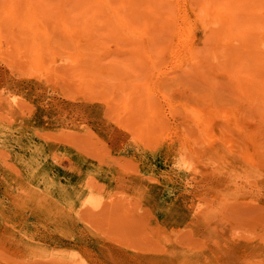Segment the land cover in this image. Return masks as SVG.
<instances>
[{
  "label": "rangeland",
  "instance_id": "rangeland-1",
  "mask_svg": "<svg viewBox=\"0 0 264 264\" xmlns=\"http://www.w3.org/2000/svg\"><path fill=\"white\" fill-rule=\"evenodd\" d=\"M45 1L0 0V88L13 86L35 98L31 109L42 105L54 115L83 121L90 136L78 149L40 129L47 121L40 113L29 109L15 119L0 114V139L12 144V153H0V264H264V2L108 0L113 3L108 6L107 0H68L69 6L67 0ZM244 11L251 18L243 17ZM46 45L52 52H44ZM33 153L43 154L45 165L30 177L22 160ZM144 160L168 173L185 170L186 187L194 191L218 185L217 168L243 176L242 203L216 211L223 218L232 213L223 231L203 237L201 225H182L176 232L174 222L166 236L158 215L140 197L110 192L118 183H130L149 197L158 193L159 174L137 171ZM36 177H44L42 184L62 200L54 212L25 203ZM96 180L100 186L91 182L101 197L96 209L75 205L66 193L70 187L77 188L75 194L86 190L84 184ZM19 190L22 198L16 201L13 193ZM174 201L188 208L186 199ZM173 235L180 251L169 244Z\"/></svg>",
  "mask_w": 264,
  "mask_h": 264
},
{
  "label": "bare ground",
  "instance_id": "bare-ground-1",
  "mask_svg": "<svg viewBox=\"0 0 264 264\" xmlns=\"http://www.w3.org/2000/svg\"><path fill=\"white\" fill-rule=\"evenodd\" d=\"M17 1V0H16ZM29 1V0H28ZM43 1H45V0H43ZM58 1V0H57ZM62 1V0H61ZM66 1V0H65ZM70 1V0H69ZM68 0H67V2L66 3H69V6H70V2H69ZM77 1H80V0H77ZM84 1V0H83ZM89 1V0H88ZM87 1V2H88ZM94 1H96V0H94ZM94 1L92 2V3H94ZM103 1V0H102ZM102 1H100V2H102ZM110 1V0H109ZM112 2H113V0H111ZM126 1V0H125ZM222 1H224V0H222ZM225 1H227V2H230V1H232V0H225ZM235 1V0H234ZM242 1V0H241ZM247 1H250V0H247ZM263 2H264V0H262ZM18 2H20V1H18ZM37 2V1H36ZM45 2H47V1H45ZM54 2V1H53ZM52 2V3H53ZM60 2V1H59ZM71 2H72V0H71ZM97 2H98V0H97ZM111 2V3H112ZM128 2V1H127ZM244 2H245V0H244ZM255 1L253 0V3H254ZM258 2H260V0L258 1ZM257 2V3H258ZM11 3H14V2H11ZM25 3V2H24ZM29 3V2H28ZM35 3V2H34ZM49 3V2H48ZM50 3H51V1H50ZM80 3V2H79ZM91 3V4H92ZM106 3V2H105ZM111 3H108V0H107V4H108V6H109V4H111ZM130 3V2H129ZM232 3V2H231ZM30 4V3H29ZM31 4H33L32 2H31ZM30 4V5H31ZM36 4H38V2L36 3ZM44 3H42V5H43ZM57 4H59V3H57ZM56 4V2H55V5H57ZM60 4H62V3H60ZM64 4V3H63ZM74 4H75V2H74ZM77 4V3H76ZM75 4V5H76ZM82 4V3H81ZM81 4H80V6H81ZM86 3H83V7H84V5H85ZM95 4H96V2H95ZM98 4V3H97ZM113 4V3H112ZM249 4V3H248ZM261 4H263V3H261ZM13 5V4H12ZM16 6H18L17 4H15ZM42 5H40V7L42 6ZM54 5V4H53ZM94 5V4H93ZM101 5H102V3H101ZM127 6L129 5V4H126ZM255 5V4H254ZM35 6V5H34ZM33 6V7H34ZM37 6V5H36ZM50 6V5H49ZM59 6V5H58ZM87 6H88V4L86 5V7L85 8H87ZM95 6H98V5H95ZM99 6H100V4H99ZM99 6H98V8H99ZM102 6H104V4L102 5ZM107 6V5H106ZM107 6V7H108ZM230 6H231V4H230ZM229 6V7H230ZM21 7H23V6H21ZM21 7L19 8V11L21 12L23 9H21ZM28 7V6H27ZM40 7H38V8H40ZM64 7V6H63ZM67 7H68V5H67ZM76 7H77V5H76ZM78 7H79V5H78ZM107 7L105 8V6L104 7H101V8H105V9H107ZM132 8L131 9H133V6H131ZM228 7V6H227ZM259 7V10H260V6H258ZM18 8V7H17ZM25 8V10H27V8L26 7H24ZM44 8H47L45 5H44ZM43 8V9H44ZM60 8V7H59ZM62 8V7H61ZM66 8V7H65ZM73 8H75L74 6H73ZM89 8L91 9L92 7L91 6H88V12H89ZM94 8H96V7H94ZM93 8V9H94ZM110 8V7H109ZM108 8V10H110L111 11V8L109 9ZM241 8H243V7H241ZM263 8H264V4H263V6H262V8H261V10H263ZM31 9V8H30ZM33 9V8H32ZM49 8H47V10H48ZM81 9V8H80ZM93 9H92V11H93ZM247 9V8H246ZM256 9H258L257 7H256ZM16 10V9H15ZM14 10V12H19V11H15ZM34 10V9H33ZM36 10V9H35ZM34 10V11H35ZM42 10V9H41ZM44 10H46V9H44ZM59 10H61V9H59ZM65 10V9H64ZM85 10V9H84ZM108 10H107V12H108ZM129 10H130V6H129ZM247 10H249V9H247ZM246 10V11H247ZM252 10V9H251ZM251 10H249V12H253V10L251 11ZM261 10H260V12H261ZM24 11V10H23ZM28 11V10H27ZM27 11H26V13H27ZM49 11V10H48ZM47 11V12H48ZM58 11V10H57ZM75 11V10H74ZM86 11V12H87ZM19 12V13H20ZM29 12V11H28ZM31 12V11H30ZM36 12H40V11H36ZM43 12V11H42ZM59 13H60V11H58ZM69 12V11H68ZM85 12V13H86ZM245 12V11H244ZM244 12H241V14L243 13L244 14ZM249 12H245V14L243 15V17H246L248 14L247 13H249ZM22 13V12H21ZM24 14H25V12H23ZM34 13V12H33ZM62 13V12H61ZM66 13V12H65ZM74 13V12H73ZM80 13V12H79ZM81 13H83V12H81ZM80 13V14H81ZM117 13V12H116ZM115 13V14H116ZM254 13H256V14H258L259 12H254ZM29 14V13H28ZM37 14V13H36ZM38 14H40V13H38ZM54 14H55V12H54ZM53 14V15H54ZM64 14V13H63ZM78 14V13H77ZM236 15H238L237 13H235ZM234 14V15H235ZM22 15V14H21ZM44 15V14H43ZM42 15V16H43ZM49 15H50V13H49ZM48 15V16H49ZM57 15H59L58 13H57ZM66 15H68L67 13H66ZM82 16H84V15H88V14H81ZM90 15V14H89ZM88 15V16H89ZM234 15H230L229 16V19L231 18V19H233V17H234ZM246 15V16H245ZM249 15H250V13H249ZM248 15V16H249ZM251 15H253V14H251ZM250 15V16H251ZM259 15V14H258ZM257 15V16H258ZM20 16V15H19ZM30 16V15H29ZM33 16V15H32ZM31 16V17H32ZM60 16V15H59ZM62 16V15H61ZM70 17H72L71 16V13H70V15H69ZM74 16H75V14H74ZM81 16V17H82ZM128 16V15H127ZM239 17L240 16H242V15H238ZM247 16V18H251L250 16L248 17ZM261 16H263V13L261 14ZM261 16H260V18H261ZM25 17H26V15H25ZM25 17H24V19H25ZM37 17V16H36ZM47 17V16H46ZM236 17V16H235ZM259 17V16H258ZM19 18H21L22 19V17L20 16ZM30 18V17H29ZM43 18V17H42ZM56 18V17H55ZM84 18V17H83ZM86 18V17H85ZM87 18H90V17H87ZM93 18V17H92ZM246 18V19H247ZM262 18H264V17H262ZM27 20H28V18H26ZM32 19V18H31ZM31 19H29L30 21H32ZM37 19H38V21H40V16H38L37 17ZM47 19V18H46ZM49 19V18H48ZM59 19V18H58ZM72 19V18H71ZM74 19H76V18H74ZM29 20H28V22H29ZM53 20H55V19H53ZM63 20H66V19H63ZM78 20V19H77ZM91 20V19H90ZM235 20H237V18L235 19ZM261 20V19H260ZM48 21H50V20H48ZM68 20H66V22H67ZM79 22L81 21V19H79L78 20ZM85 22H87V20L85 19L84 20ZM231 21V20H230ZM238 21H239V19H238ZM237 21V22H238ZM19 22H22V21H19ZM45 22H46V20H45ZM51 22V21H50ZM56 22V21H55ZM55 22L53 23L52 22V24L54 25L55 24ZM65 22V21H64ZM69 22H71V20H69ZM69 22H67V23H69ZM75 22H76V20H75ZM92 22V21H91ZM237 22H235V24H237ZM262 22H264V20H262L261 21V26L263 27V25L264 24H262ZM33 24H35L34 23V21L32 22ZM62 23H63V21H62ZM77 23V22H76ZM81 23H83V21L81 22ZM81 23H79V26H80V24ZM89 23V22H88ZM228 23V22H227ZM238 23H241V20H240V22H238ZM32 24V25H33ZM42 24V23H41ZM49 24V23H48ZM57 24H58V22H57ZM78 24V23H77ZM91 24V23H90ZM22 25V24H21ZM20 25V26H21ZM30 26V24L28 23L27 24V26ZM50 26H52L51 24H49ZM84 25H85V23H84ZM87 25V24H86ZM27 27V28H30V27ZM44 26H45V24H44ZM48 26V25H47ZM59 26L60 25H58V29H59ZM65 26V25H64ZM78 26V25H77ZM79 26H78V28H79ZM81 26H83V24H81ZM235 27H237V25H234ZM238 26H240L239 24H238ZM243 26V25H242ZM242 26H241V28H242ZM260 26V25H259ZM38 27H40V26H38ZM66 27H68V26H66ZM74 27V24L72 25V27L71 28H73ZM84 27V26H83ZM82 27V28H83ZM100 27V26H99ZM98 27V28H99ZM231 27V26H230ZM258 27V26H257ZM256 27V28H257ZM22 28V27H21ZM62 28V27H61ZM81 28V29H82ZM88 28V27H87ZM98 28H97V32L100 30H98ZM227 28V27H226ZM234 28V27H233ZM243 28H245L244 26H243ZM264 28V27H263ZM262 28V29H263ZM26 29V28H25ZM37 29V27L35 26V30ZM51 29H54V28H51ZM51 29L49 30L50 32H49V34H52V31H51ZM66 29V28H65ZM70 29V28H69ZM90 29H92V27L90 28ZM94 29V28H93ZM227 29H229V27L227 28ZM237 29V28H236ZM239 29V28H238ZM237 29V30H238ZM247 29V28H246ZM245 29V30H246ZM261 29V30H262ZM31 30H32V28H31ZM30 30V31H31ZM64 30V29H63ZM74 31V29H71V31ZM87 31H88V29H86ZM240 30V29H239ZM241 30H243V29H241ZM257 29H255V31H256ZM259 30V29H258ZM260 30V31H261ZM33 31V30H32ZM37 31V30H36ZM36 31L34 32V33H36ZM54 31V30H53ZM68 31V30H67ZM67 31H64V32H66V34L68 33ZM72 31V32H73ZM81 31V30H80ZM247 31V30H246ZM251 31H253V30H249L248 32L249 33H251ZM254 31V32H255ZM20 32V31H19ZM21 32H23V31H21ZM38 32V31H37ZM42 33H43V31H41ZM55 32L57 33L58 32V30L56 31L55 30ZM83 32V31H82ZM86 32V31H85ZM84 32V33H85ZM96 32V33H97ZM236 32H238V31H236ZM240 32V31H239ZM238 32V33H239ZM243 32H244V30H243ZM253 32V33H254ZM29 33V32H28ZM33 33V34H34ZM59 33H63V32H59ZM99 33V32H98ZM242 33V32H241ZM256 33V32H255ZM261 33V32H260ZM259 33V34H260ZM25 34H27V33H25ZM44 34V33H43ZM46 34V33H45ZM48 34V35H49ZM72 34V33H71ZM244 35H245V32L243 33ZM263 34H264V32L261 34L262 36H263ZM31 35V34H30ZM36 35V34H35ZM47 35V34H46ZM47 35V36H48ZM53 35H55V37L57 36L56 34H53ZM238 35H240V34H237V39L239 38V36ZM247 35H249V34H247ZM24 36V35H23ZM33 36V35H32ZM37 36V35H36ZM43 36V35H42ZM51 36V35H50ZM62 36V35H61ZM61 36H60V38H61ZM84 36V35H83ZM90 36L92 37V34H90ZM99 36V35H98ZM43 37H46V36H43ZM65 37V36H64ZM69 37V36H68ZM71 37V36H70ZM82 37V36H81ZM86 37V36H85ZM97 37V36H96ZM35 38V37H34ZM50 38V37H49ZM59 38V37H58ZM59 38V40H57V41H61V39H63V38H61L60 39ZM74 38V37H73ZM19 39H21V38H19ZM47 39H48V37H47ZM57 39V38H56ZM65 39V38H64ZM90 39V38H89ZM88 39V40H89ZM95 39V38H94ZM236 39V40H237ZM240 39H241V37H240ZM244 38H242V40H243ZM30 40V39H29ZM34 40V39H33ZM32 40V41H33ZM43 41L44 40H46V39H42ZM49 40V39H48ZM66 40V39H65ZM78 40V39H77ZM15 41V40H14ZM18 41V40H17ZM21 41V40H20ZM23 41H24V39H23ZM32 41H31V43H32ZM51 41H52V39H51ZM64 41V40H63ZM71 41V40H70ZM70 41H68V43L70 42ZM241 41V40H240ZM29 42V41H28ZM38 42V41H37ZM45 42V41H44ZM53 42V41H52ZM73 42V41H72ZM234 42V41H233ZM236 42H238V40L236 41ZM42 43V42H41ZM40 43V44H41ZM46 43H48V42H46ZM45 43V44H46ZM55 43H57V42H55ZM60 44H61V42H59ZM63 43V42H62ZM64 43H66V42H64ZM71 43V42H70ZM22 44V43H21ZM34 44H37V43H34ZM33 44V45H34ZM44 44V45H45ZM49 44H51V43H49ZM54 44V43H53ZM237 44V43H236ZM13 45V44H12ZM31 45V44H30ZM44 45H42L41 46V48H43V46ZM64 45V44H63ZM62 45V46H63ZM16 46V45H15ZM25 46V45H24ZM32 46V45H31ZM35 46V45H34ZM47 46V45H46ZM16 47H19V46H16ZM28 47V46H27ZM26 47V48H27ZM30 47V46H29ZM57 47H58V45H57ZM13 48H14V46H13ZM33 48V47H32ZM46 47H44V49H45ZM56 48V47H55ZM23 49V48H22ZM13 50V52H16V51H14V50H16V49H12ZM20 50V49H19ZM32 50V49H31ZM46 50L50 53V52H52V51H49V46H47V49H45L44 50V52H46ZM22 51V50H21ZM34 51V50H33ZM18 52V51H17ZM22 52H24V51H22ZM36 52H37V50H36ZM28 53H30V52H28ZM16 54V53H15ZM20 54V53H19ZM22 54V53H21ZM233 54H235V53H233ZM26 55V54H25ZM32 55V54H31ZM14 56V55H13ZM19 56V55H18ZM23 56V55H22ZM29 56V55H28ZM234 56V55H233ZM45 57V56H44ZM90 57V56H89ZM93 57H94V55H93ZM93 57H91V58H93ZM24 58H26V56L24 57ZM31 58V57H30ZM87 58V57H86ZM91 58H89V59H91ZM89 59L87 60V61H89ZM230 59V58H229ZM94 59H91V61H93ZM96 60V59H95ZM21 61V60H20ZM17 62V61H16ZM96 62V64H97V61H95ZM112 62H114V61H112ZM15 63V62H14ZM233 63H235V62H233ZM112 64H114V63H112ZM111 64V65H112ZM71 66V65H70ZM93 66V65H92ZM108 67H109V65H107ZM115 66V65H114ZM233 66V65H232ZM236 66V65H235ZM94 67V66H93ZM110 67H112V66H110ZM116 67V66H115ZM95 68V67H94ZM116 68H118V67H116ZM233 68V67H232ZM235 68V67H234ZM233 68V69H234ZM115 69V68H114ZM232 69V70H233ZM236 70H237V73L239 74L240 72H239V69H237V66H236V68H235ZM116 70V69H115ZM233 72V71H232ZM232 72H231V74H232ZM236 71L234 70V73H235ZM241 75V74H240ZM2 74H0V79L2 78ZM230 76H232L233 77V75H230ZM237 76V77H236ZM238 76L239 75H235L233 78L232 77H230V79L232 78V79H235V78H238ZM240 78V77H239ZM238 78V79H239ZM236 80V79H235ZM237 81V80H236ZM233 82H235V81H233ZM239 82V81H238ZM8 83V82H7ZM231 84H232V82H230ZM230 83H228L229 85H230ZM241 83V82H240ZM238 84V83H237ZM233 85V84H232ZM231 86V85H230ZM234 86V85H233ZM241 86V85H240ZM228 88H229V86H228ZM232 88V87H231ZM236 89H239L240 87L238 86V88L237 87H235ZM230 89V88H229ZM228 89V90H229ZM233 89H234V87H233ZM251 89H253V88H251ZM232 90V89H231ZM235 90V89H234ZM233 91V90H232ZM233 92H235V91H233ZM230 93V92H229ZM34 100H35V98H33V97H29V96H27V94H24V93H21V92H18L17 91V88H15V87H9V86H7V87H5L3 84L1 85V88H0V114H1V116H2V114L4 115V116H6V117H8V118H11V119H15V118H18V117H21V116H23V115H26V111H30V110H32L33 112H35V113H40L41 115H43L44 117H47V121H43V122H41L40 123V125H41V127H40V129H43V131H45L46 132V134H49V135H52V136H54V137H56V138H58V139H60V140H63V139H65L64 141H66V142H68V143H70L71 145H73V147H75L76 145H78V146H80L79 144H81V143H79V142H83V141H85L84 139H85V137L86 138H88L89 136H90V133L88 134L87 133V135H86V130L88 129V127L85 125V123H83V121H80V120H78V119H73L71 116H68V115H54L53 113H49V112H47L46 110H43V106L42 105H37L36 107L33 105V109H31V107L29 108V102H31V103H33L34 102ZM34 104V103H33ZM263 107V106H262ZM261 108V107H260ZM30 109V110H29ZM262 109V108H261ZM262 111L264 112V109H262ZM85 134V135H84ZM84 136V137H83ZM251 137H253V135H251ZM55 138V139H56ZM84 144V143H83ZM107 145V144H106ZM10 146L12 147V144L11 143H9V141L8 140H3V139H0V153H12L11 151H10ZM85 146V145H84ZM77 147V146H76ZM80 147H82V146H80ZM78 148V147H77ZM79 149V148H78ZM84 149V148H83ZM82 149V150H83ZM85 149H86V147H85ZM96 149V148H95ZM85 152H87L86 150H84ZM41 157V161L39 162V160H40V157ZM44 155L43 154H36V153H33V154H30V155H28V156H26V157H24V159L22 160V162L24 163L23 164V168L26 170V171H28V174H29V176L30 177H33V176H35L36 175V173L38 172V171H41V172H43L44 170H42V166H44L45 165V161L43 160L44 158ZM124 158H126V157H124ZM140 163H142V167H137V168H139V170H137L138 171V173H143L144 175H147V176H149V177H151V176H156L157 174H159V176H160V178L162 179V182H163V188L162 189H160V190H158V193L156 192V193H154L152 196H148V195H145V194H143V190L142 189H140V188H138V187H136V186H134L133 184L132 185H130V183H118V184H116V186H114V187H112L111 189H110V192L111 193H129L130 192V194H132V195H136L137 197H140V198H138L139 199V201H140V203L141 202H143V204H146V206L150 209V211H152V213H153V211H154V215L156 214V215H158V217H157V219L159 218L160 220H159V222L157 223L161 228V230L162 231H164V233H167L166 234V236L168 235V228H170V223H174L175 222V224H177L178 223V225L177 226H179V227H177L176 229H172L171 231H176L177 232V230H179V229H181V227H182V225H191V226H195V225H201L203 228H204V230L202 231V233H203V237L205 236V237H208V236H211V234L214 232V231H217V230H221V231H223L220 227H221V225H225L226 226V224H229V223H227V221L225 220V218H226V216L230 219L231 217H229L230 215H232V213L229 215L228 214V212L229 211H231L232 209H230V208H232V207H237V205L239 204V206H240V203H242V199L244 198V196H242L243 195V193H244V185L242 184V182H243V176L242 177H230V176H228L225 172H222V169H220V168H217V170L215 171V173H216V178H218L219 177V179H220V182H219V184L218 185H214L213 186V188L210 190V189H203V190H195L194 191V189H190V188H187L186 187V185H188V182H187V180H186V175H185V173H186V171L185 170H183V169H181V170H179V171H176V170H172V172H169L168 173V171H167V169H159L160 168V166H153V164H152V162L151 161H147V160H144V162H140ZM131 164V163H130ZM13 168V167H12ZM16 168V167H15ZM14 169V168H13ZM214 169H215V167H214ZM44 179V177H40V178H31V184H32V188L30 189V194L28 195V196H25V203H27V201H30L31 202V204L32 205H34V207H39V208H41V209H43V210H49V211H52V212H54V210H56V208H53L54 206H57V207H59L60 206V204H59V201H62V200H60L56 195H55V191H53V189H52V186H50L49 184H42V180ZM196 181V180H195ZM91 182H95L96 183V185L97 186H100V182L99 181H89V182H87V183H85L84 184V188L85 187H87V189L86 190H84V189H82L80 192H78V193H76L75 194V192L77 191V188H75V189H73V187H70L71 189H69V188H67V190H66V193L69 195V197L71 198V199H73V201L75 202V205H78V206H80V207H87V208H90V209H96L97 207H100V204H101V197H99L98 196V192H97V190L95 189V187H94V185H93V183H91ZM87 184V186H85ZM76 187H78V186H76ZM88 187H90L91 188V190L90 189H88ZM218 191H219V193H218ZM20 190L19 191H17V192H15V193H13L14 195H13V197L14 198H17L16 199V201H18V197L20 196ZM26 192L28 193V187H27V189H26ZM22 193V192H21ZM174 195H176V196H174ZM148 196V197H147ZM142 197H147V198H143V200L141 199ZM20 198H22L21 196H20ZM124 198V197H123ZM122 198V200H124ZM186 199L187 200V206H188V208H185V207H181L178 203L179 202H176V201H174L175 199ZM66 201V200H65ZM161 201H163V204H160V205H157L158 203H160ZM165 201V202H164ZM119 202H121V201H119ZM118 202V203H119ZM113 203V202H112ZM123 203H125V202H123ZM29 204V203H28ZM204 204H206V205H204ZM247 204V202L245 203V205ZM252 204H254L256 207L258 206V204H255L254 203V200H253V203ZM119 205H121V204H119ZM142 205V204H141ZM253 205V206H254ZM103 206V205H102ZM101 206V209L103 208ZM124 206V205H123ZM174 207V210L173 211H170V210H172V209H170L171 207ZM252 206V205H251ZM114 207V206H113ZM259 207V206H258ZM107 208V207H106ZM185 208V209H184ZM227 208H229L228 210H227ZM239 208V207H238ZM241 208V207H240ZM243 208H244V206H243ZM247 209L249 208V207H246ZM245 208V209H246ZM250 208H254L255 209V207H250ZM104 209V208H103ZM219 209H224V210H227V211H225V212H227V215H225V218H223V217H221L220 216V213L218 214V213H216V211L217 210H219ZM253 209V211H255ZM95 211H97V210H95ZM94 211V212H95ZM117 211V210H116ZM128 212H129V210H128ZM219 212H221L220 210H219ZM244 212V211H243ZM238 213V212H237ZM248 213V212H247ZM57 214V213H56ZM62 214V213H61ZM133 215L132 216H134V213H132ZM223 214V213H222ZM221 214V215H222ZM226 214V213H225ZM240 214V213H239ZM238 214V215H239ZM242 214V213H241ZM240 214V215H241ZM245 214V213H244ZM243 214V215H244ZM253 214H255L256 215V213H253ZM62 215H64V214H62ZM96 215H98V214H96ZM104 215V214H103ZM123 215V214H122ZM128 215H129V213H128ZM153 215V216H154ZM248 214H246V215H244L245 217L247 216ZM257 215H258V213H257ZM142 216V215H141ZM223 216V215H222ZM249 216V215H248ZM254 216V215H253ZM129 217V216H128ZM125 218V217H124ZM136 218V217H135ZM134 218V219H135ZM227 218V219H228ZM56 219H57V217H56ZM129 220H130V218H128ZM143 219H145L144 217H143ZM131 221V220H130ZM229 221V220H228ZM108 223V222H107ZM240 223V222H239ZM109 224V223H108ZM123 224V223H122ZM113 225V224H112ZM119 225V224H118ZM242 225V223H240V226ZM244 225V224H243ZM116 226H117V224H116ZM138 226V225H137ZM240 226L239 227H236L235 228V230H237V229H239L240 228ZM122 227V226H121ZM129 228V227H128ZM138 228V227H137ZM241 228H243L242 226H241ZM130 229V228H129ZM128 229V230H129ZM141 229V228H140ZM232 229V228H231ZM234 229V228H233ZM132 230V229H131ZM139 230V229H138ZM235 230H233V231H235ZM124 231H125V229H124ZM123 231V232H124ZM140 231V230H139ZM232 231V230H231ZM116 232V231H115ZM122 232V231H121ZM120 232V233H121ZM134 232V231H133ZM188 232H189V230H188ZM132 233V232H131ZM142 233V232H141ZM190 233V232H189ZM189 233L187 234V233H185V232H183V234H187V238H188V235H189ZM207 233V234H206ZM191 234H192V232H191ZM125 235H127V234H125ZM140 235H142V234H140ZM146 235V234H145ZM145 235H144V237H145ZM193 235V234H192ZM130 236V235H129ZM132 236V235H131ZM169 236V235H168ZM184 235H183V237H185ZM190 236V235H189ZM138 237V236H137ZM143 237V238H144ZM185 237V238H186ZM190 237H192V236H190ZM142 238V239H143ZM170 238V245L172 246L173 245V247H174V251H180V243H179V237L178 236H176V235H173V236H171V237H169ZM128 238H126V240H127ZM138 239H140V238H138ZM150 239V238H149ZM190 239H193V238H190ZM131 240V239H130ZM136 240V239H135ZM148 240V239H147ZM151 240V239H150ZM196 240V239H195ZM198 240V239H197ZM197 240L195 241V242H197ZM133 241V240H132ZM152 241H154L153 240V238H152ZM156 241H157V239H156ZM192 241V240H191ZM199 241H201L200 239H199ZM204 240H202V242H203ZM206 241V240H205ZM138 242V241H137ZM140 242V241H139ZM183 242H184V240H183ZM193 242H194V240H193ZM150 243V242H149ZM153 243V242H152ZM186 244V243H185ZM199 244H200V242H199ZM153 245V244H152ZM187 246V245H186ZM156 247V246H155ZM188 247V246H187ZM156 249V248H155ZM142 250V249H141ZM144 252L146 251L147 252V250H143ZM155 251V250H154ZM157 251H158V249H157ZM156 251V252H157ZM161 253V252H160Z\"/></svg>",
  "mask_w": 264,
  "mask_h": 264
}]
</instances>
